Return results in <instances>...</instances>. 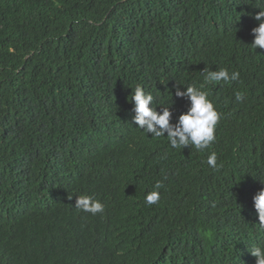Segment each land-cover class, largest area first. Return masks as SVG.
<instances>
[{
  "label": "trees",
  "instance_id": "1",
  "mask_svg": "<svg viewBox=\"0 0 264 264\" xmlns=\"http://www.w3.org/2000/svg\"><path fill=\"white\" fill-rule=\"evenodd\" d=\"M260 2L0 0V264H255ZM221 68L240 79L206 86L221 114L209 149L173 150L131 124L138 83L161 105L174 99L175 117L186 101L174 85ZM79 195L104 211L76 209Z\"/></svg>",
  "mask_w": 264,
  "mask_h": 264
},
{
  "label": "clouds",
  "instance_id": "2",
  "mask_svg": "<svg viewBox=\"0 0 264 264\" xmlns=\"http://www.w3.org/2000/svg\"><path fill=\"white\" fill-rule=\"evenodd\" d=\"M256 9L259 11L252 16V19L257 22V26L251 29L250 34L253 36V40L249 45L256 50H264V0H261ZM239 79V71L229 72L227 68H221L217 71L207 70L204 81L199 85L188 83L178 86L175 84L172 96L186 101V110L175 117L172 108L175 103L174 99L171 106L161 105L150 91H146L144 86L138 83L132 91L130 122L150 138H166L168 146L173 150L185 149L190 146L197 151L207 150L216 141V126L221 114L208 98L206 86L209 83L220 81L231 83ZM243 98V93H235L237 101H241ZM206 163L213 169L219 167L216 152L213 151L207 155ZM163 186L162 180L156 182L154 188L157 190L146 194V204L153 205L159 202L161 194L158 189ZM252 201L258 216L259 229L264 230V187L253 195ZM74 207L93 215L104 211V204L91 195L76 196ZM249 252L255 257V264H264V246L253 247Z\"/></svg>",
  "mask_w": 264,
  "mask_h": 264
}]
</instances>
